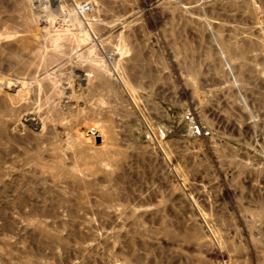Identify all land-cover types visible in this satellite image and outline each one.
Masks as SVG:
<instances>
[{
	"label": "rangeland",
	"instance_id": "1",
	"mask_svg": "<svg viewBox=\"0 0 264 264\" xmlns=\"http://www.w3.org/2000/svg\"><path fill=\"white\" fill-rule=\"evenodd\" d=\"M0 264H264V0H0Z\"/></svg>",
	"mask_w": 264,
	"mask_h": 264
},
{
	"label": "built area",
	"instance_id": "2",
	"mask_svg": "<svg viewBox=\"0 0 264 264\" xmlns=\"http://www.w3.org/2000/svg\"><path fill=\"white\" fill-rule=\"evenodd\" d=\"M82 10L86 13L91 12L93 10V6L89 3H86L82 6Z\"/></svg>",
	"mask_w": 264,
	"mask_h": 264
}]
</instances>
